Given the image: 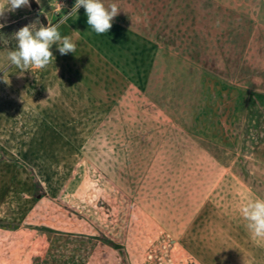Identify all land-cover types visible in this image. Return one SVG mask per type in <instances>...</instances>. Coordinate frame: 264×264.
Listing matches in <instances>:
<instances>
[{
	"label": "rangeland",
	"instance_id": "374dc122",
	"mask_svg": "<svg viewBox=\"0 0 264 264\" xmlns=\"http://www.w3.org/2000/svg\"><path fill=\"white\" fill-rule=\"evenodd\" d=\"M102 2L107 33L81 7L76 52L23 75L14 33L75 0L0 17V264H228L231 230L264 248L240 212L264 198V0Z\"/></svg>",
	"mask_w": 264,
	"mask_h": 264
},
{
	"label": "clouds",
	"instance_id": "9594fccd",
	"mask_svg": "<svg viewBox=\"0 0 264 264\" xmlns=\"http://www.w3.org/2000/svg\"><path fill=\"white\" fill-rule=\"evenodd\" d=\"M39 4L40 0H36ZM24 6H29V0H0V17L5 12H14ZM60 9L62 5L59 4ZM83 7L87 17V24L96 34H105L112 27L113 19L119 14L118 5L112 3L108 6L102 0H75L71 13L63 15L61 21L55 24L37 25L39 21L30 23L13 35L16 40V48L7 54V67H15L24 72L43 70L54 61L52 45L58 46L61 55L76 52V43L72 37L62 35L61 25L73 14L77 15ZM4 27L0 24V28ZM7 67H0V72L7 70ZM243 219L247 222L246 228L254 240H264V198L249 200L241 209Z\"/></svg>",
	"mask_w": 264,
	"mask_h": 264
},
{
	"label": "crops",
	"instance_id": "0c3cea01",
	"mask_svg": "<svg viewBox=\"0 0 264 264\" xmlns=\"http://www.w3.org/2000/svg\"><path fill=\"white\" fill-rule=\"evenodd\" d=\"M229 236L233 239V242L228 264H264V248L261 245L251 241L249 236L240 231L231 230V232H228L227 237ZM235 239L239 241L235 242Z\"/></svg>",
	"mask_w": 264,
	"mask_h": 264
},
{
	"label": "trees",
	"instance_id": "16d2710c",
	"mask_svg": "<svg viewBox=\"0 0 264 264\" xmlns=\"http://www.w3.org/2000/svg\"><path fill=\"white\" fill-rule=\"evenodd\" d=\"M41 20H42L43 24H45V25H46V23H47V22H46V19H45V17H44V16H42V17H41Z\"/></svg>",
	"mask_w": 264,
	"mask_h": 264
}]
</instances>
